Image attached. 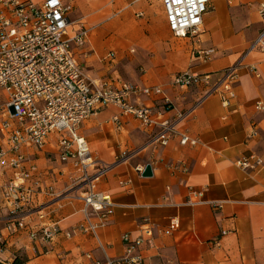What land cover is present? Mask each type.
<instances>
[{
    "label": "crops",
    "instance_id": "1",
    "mask_svg": "<svg viewBox=\"0 0 264 264\" xmlns=\"http://www.w3.org/2000/svg\"><path fill=\"white\" fill-rule=\"evenodd\" d=\"M248 1L210 0L203 29L193 37L178 36L169 28L162 0H73L69 33L80 23L91 29L86 43L74 48L75 56L100 86L121 80L160 86L159 95L136 94L131 100L160 107L172 118L192 108L225 68L241 61L244 66L233 86L236 97L224 103L218 94L209 95L181 122L179 129L196 139L195 144L182 145L176 136L166 146L147 149L112 168L98 188L112 196L115 211L95 235L78 231L84 213L75 191L51 195L65 191L80 174L73 163L60 159L59 134L51 133L41 147L23 148L25 166L35 163L39 169L38 183H31V203H48V214L44 219L29 215L25 228L10 229L5 221L7 202L0 194L2 259L22 255L28 264H87L88 256L118 259L125 255L123 234L136 233L147 217L157 226L153 239L141 247L148 264H264V111L256 108L258 100L264 101V51L250 49L263 20ZM208 50L205 60L203 52ZM187 69L208 73L210 79L188 87L173 84L174 74ZM115 114H120L118 107L106 106L76 129L105 164L119 152L142 145L150 135L131 115L122 116L124 126L117 130L111 121ZM249 128L257 133L249 135ZM251 155L263 162L249 168L236 164L238 158ZM147 164L153 169L150 177L135 168ZM13 175L14 169L0 168V183ZM189 186L203 190L204 202L180 205ZM172 216L179 217V226L164 234ZM52 224L61 232L43 253L29 232ZM68 230L71 237L64 233Z\"/></svg>",
    "mask_w": 264,
    "mask_h": 264
},
{
    "label": "built area",
    "instance_id": "2",
    "mask_svg": "<svg viewBox=\"0 0 264 264\" xmlns=\"http://www.w3.org/2000/svg\"><path fill=\"white\" fill-rule=\"evenodd\" d=\"M209 1L162 0L169 28L178 36L198 37ZM247 4L255 8L263 20L250 49L264 51V1L250 0ZM73 6V0H0V168L14 169L13 178L0 183V194L7 202L5 221L10 229L25 228L29 215L44 219L48 214V203H31V183H38L39 169L35 163L25 166L23 148L26 146L41 147L51 133L59 134L60 159L73 163L80 174L65 191H52L51 195L63 197L69 191H75V197L83 202L84 213V220L77 225L78 231L95 235L98 228L108 224L115 211L116 203L112 196L98 188L100 180L112 168L130 162L147 149L166 146L176 136L180 137L182 145L195 144L196 139L179 129L181 122L209 95L218 94L224 103L236 97L233 86L238 80L239 69L244 66L241 61L225 68L219 80L192 108L172 118L166 117L160 107L131 100L136 94L159 95L162 93L160 86H139L124 80L100 86L88 77L83 64L75 56L74 48L86 43L91 29L80 23L73 34L69 33L68 14ZM203 53L207 60L210 51ZM209 79L208 73L187 69L174 74L172 83L188 87ZM164 100L168 102L167 98ZM109 105L120 109V114L111 117L117 130L124 126L122 116L131 115L150 131V135L142 145L119 152L112 163L105 164L94 157L88 141L76 129ZM256 108L264 111V101L258 100ZM256 133V129L249 128V135ZM262 162L254 155L236 160L242 168ZM135 168L142 173L145 166L137 165ZM202 202L203 190L189 186L187 199L180 205L193 206ZM211 203L215 207L223 206L222 202ZM179 223V217L172 216L163 233L171 234ZM156 229L153 221L143 218L136 233L123 234V257L98 260L88 256L87 264H148L141 247L153 239ZM60 232L55 224L42 225L30 230L29 237L45 253L50 251L49 244ZM64 233L71 237L73 232L68 230ZM2 243L0 237V257Z\"/></svg>",
    "mask_w": 264,
    "mask_h": 264
},
{
    "label": "trees",
    "instance_id": "3",
    "mask_svg": "<svg viewBox=\"0 0 264 264\" xmlns=\"http://www.w3.org/2000/svg\"><path fill=\"white\" fill-rule=\"evenodd\" d=\"M0 264H28L27 259L22 255H17L13 260L8 261L0 257Z\"/></svg>",
    "mask_w": 264,
    "mask_h": 264
},
{
    "label": "water",
    "instance_id": "4",
    "mask_svg": "<svg viewBox=\"0 0 264 264\" xmlns=\"http://www.w3.org/2000/svg\"><path fill=\"white\" fill-rule=\"evenodd\" d=\"M142 175L145 177H150L153 175V169L150 164H147L144 171L142 172Z\"/></svg>",
    "mask_w": 264,
    "mask_h": 264
},
{
    "label": "snow or ice",
    "instance_id": "5",
    "mask_svg": "<svg viewBox=\"0 0 264 264\" xmlns=\"http://www.w3.org/2000/svg\"><path fill=\"white\" fill-rule=\"evenodd\" d=\"M177 2H179V0H177Z\"/></svg>",
    "mask_w": 264,
    "mask_h": 264
}]
</instances>
